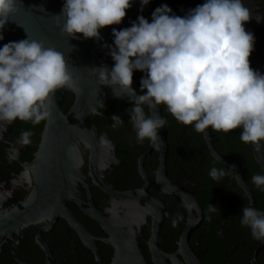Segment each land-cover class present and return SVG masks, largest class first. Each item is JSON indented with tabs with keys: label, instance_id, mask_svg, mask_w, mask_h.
Returning <instances> with one entry per match:
<instances>
[{
	"label": "flooded vegetation",
	"instance_id": "obj_1",
	"mask_svg": "<svg viewBox=\"0 0 264 264\" xmlns=\"http://www.w3.org/2000/svg\"><path fill=\"white\" fill-rule=\"evenodd\" d=\"M258 2L264 8V0ZM156 8H151L149 22ZM253 34L250 65L264 73V22ZM135 90L143 94L140 82ZM74 100L68 96L65 114ZM132 107L128 100L113 116L100 111L87 127L97 148L80 150L70 168L58 170L52 183L37 187L28 166L45 121L35 126L19 120L0 124V264H114L109 233L126 237L145 264L163 263V256L169 257L167 264H264V243L255 241L239 220L251 200L230 171L219 182L211 179L210 169L220 167L202 134L181 124L176 132L179 123L161 106L168 121L161 176L160 153H149L151 143L136 140ZM145 111L149 115L146 106ZM25 131L32 133L27 144L21 139ZM227 139L221 155L240 167L255 208L264 211V191L249 183L257 175L251 173L252 153L235 137ZM213 140L217 150L220 141ZM180 196L196 202L192 214ZM209 205L217 210L209 212ZM189 223L195 228L184 241Z\"/></svg>",
	"mask_w": 264,
	"mask_h": 264
},
{
	"label": "clouds",
	"instance_id": "obj_2",
	"mask_svg": "<svg viewBox=\"0 0 264 264\" xmlns=\"http://www.w3.org/2000/svg\"><path fill=\"white\" fill-rule=\"evenodd\" d=\"M133 2L64 0L54 18L68 39L99 40L100 30L119 25ZM139 3L142 9L151 0ZM22 7L20 0H0V41ZM251 19L242 0H205L183 17L161 5L151 22L139 16L131 27L113 29L109 55L114 66L102 65L91 72L100 87L111 88L117 98L127 96L133 104L130 120L138 143H162L158 132L168 121L157 109L163 106L176 122L198 134L240 129V141L260 150L264 147V73L250 66L255 37L244 25ZM260 20L257 16V23ZM72 68L63 52L29 36L0 47V124L19 120L35 126L47 121L55 93L76 88ZM135 71L145 74L140 81L143 94L132 88ZM145 106L152 115L146 114ZM31 135L23 132V143H29ZM209 175L219 182L226 172L212 167ZM251 181L264 191V174L253 175ZM216 210L209 205V212ZM239 220L255 241L264 243V211L245 206Z\"/></svg>",
	"mask_w": 264,
	"mask_h": 264
},
{
	"label": "water",
	"instance_id": "obj_3",
	"mask_svg": "<svg viewBox=\"0 0 264 264\" xmlns=\"http://www.w3.org/2000/svg\"><path fill=\"white\" fill-rule=\"evenodd\" d=\"M204 2L205 0H151V3L141 9L139 0H134L119 25L101 29L99 40H85L82 36H78L77 39H68L61 34L60 28L57 26L58 22L54 17L60 15L64 0H20L23 7L6 25L3 32L4 39L0 41V47L9 42L26 39L28 36L30 39L41 40L45 46L54 47L64 53L67 62L73 67V76L76 81L75 90H58L53 98L55 104L51 107V116L44 123L37 153L33 162L28 166L36 187L40 183H52L58 170L70 168L72 159L80 150L96 149L97 140L92 136V131L87 129L89 121L98 116L100 111L108 112L113 116L129 100L127 96L115 97L111 88L100 87L95 74L91 72L92 69L102 65L109 69L114 66L109 55V48L113 46L114 40L112 30L119 31L127 28L131 20L137 19L139 16L147 19L153 7L167 5L171 8L172 13L183 17L190 9L202 5ZM242 2L252 13V19L244 27L246 31L254 33L261 28L264 22V8L259 6L258 0H242ZM257 16L261 17L259 23L256 21ZM144 75L139 71L133 73L132 88L134 90ZM69 95H73L75 100L65 114V105ZM157 113L164 117L161 107L157 109ZM149 115H152L151 111H149ZM167 133L166 126L160 129L158 135L162 143L151 144L149 150V153L155 151L161 155V165L158 171L161 176L165 175L164 165L168 153ZM202 137L211 159L220 168L233 174L234 181L251 200V207L255 208L254 195L247 187L240 167L218 153L214 146L215 141L211 129L207 131V134H202ZM245 145L251 151L258 170L264 174V147L257 150L253 145ZM180 198L192 214L197 205L196 202L185 196H180ZM194 228L195 226L191 223L188 224L183 234L184 241ZM109 236L108 243L115 248L114 264H145L142 254L128 243L126 237L121 239L122 237L115 233H109ZM162 260L163 263L160 264H167L169 257L163 256Z\"/></svg>",
	"mask_w": 264,
	"mask_h": 264
},
{
	"label": "trees",
	"instance_id": "obj_4",
	"mask_svg": "<svg viewBox=\"0 0 264 264\" xmlns=\"http://www.w3.org/2000/svg\"><path fill=\"white\" fill-rule=\"evenodd\" d=\"M174 129H176V130H177L176 132H178V130L180 129V124H176V125L174 126ZM240 131H241L240 129H237V130H235V131H233V132H231V133H228V134L217 133V132L212 131L213 136H214L216 139H218V140L220 141V145H219V146H216V147H217V151H218L220 154H222V155L224 154V151H225V149H226L224 146H226L227 143H229V140L227 139V136H229V135H231L233 138L235 137L236 141L239 142V143L242 145V142L240 141ZM242 146H243V145H242ZM236 149L239 150V148H236ZM242 149H243V150H246L247 153L249 152V154L251 153V151L248 149L247 146H243ZM231 150H233V148H232ZM233 151H235V150H233ZM224 155H225V154H224ZM250 155H252V154H250ZM226 158H227V159H230L228 156H226ZM251 158H253V157H251ZM250 168H251V173H254V174H262V173L258 170L257 166L255 165V163H254V159H252V161H251ZM250 182H252V181L249 180V183H250Z\"/></svg>",
	"mask_w": 264,
	"mask_h": 264
}]
</instances>
